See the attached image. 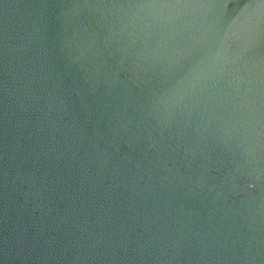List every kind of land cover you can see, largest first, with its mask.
I'll return each instance as SVG.
<instances>
[{
    "label": "water",
    "instance_id": "obj_1",
    "mask_svg": "<svg viewBox=\"0 0 264 264\" xmlns=\"http://www.w3.org/2000/svg\"><path fill=\"white\" fill-rule=\"evenodd\" d=\"M0 264H264V0H0Z\"/></svg>",
    "mask_w": 264,
    "mask_h": 264
}]
</instances>
